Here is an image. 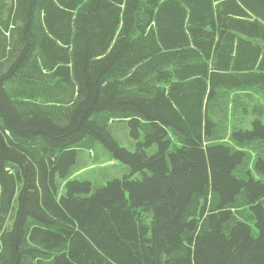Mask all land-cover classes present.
<instances>
[{"label": "trees", "instance_id": "1", "mask_svg": "<svg viewBox=\"0 0 264 264\" xmlns=\"http://www.w3.org/2000/svg\"><path fill=\"white\" fill-rule=\"evenodd\" d=\"M0 264H264V0H0Z\"/></svg>", "mask_w": 264, "mask_h": 264}, {"label": "rangeland", "instance_id": "2", "mask_svg": "<svg viewBox=\"0 0 264 264\" xmlns=\"http://www.w3.org/2000/svg\"><path fill=\"white\" fill-rule=\"evenodd\" d=\"M111 133L121 146L132 151L136 149V142L126 123L113 124ZM109 154L110 152L104 148H101L96 154L81 152L76 165L80 178L90 180L95 186H101L115 178H122L130 172L128 166L117 161H110ZM95 156L98 157L97 160H95Z\"/></svg>", "mask_w": 264, "mask_h": 264}]
</instances>
